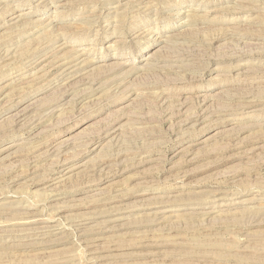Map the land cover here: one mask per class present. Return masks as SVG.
Segmentation results:
<instances>
[{
	"label": "rangeland",
	"instance_id": "rangeland-1",
	"mask_svg": "<svg viewBox=\"0 0 264 264\" xmlns=\"http://www.w3.org/2000/svg\"><path fill=\"white\" fill-rule=\"evenodd\" d=\"M54 262L264 264V0H0V264Z\"/></svg>",
	"mask_w": 264,
	"mask_h": 264
},
{
	"label": "bare ground",
	"instance_id": "bare-ground-1",
	"mask_svg": "<svg viewBox=\"0 0 264 264\" xmlns=\"http://www.w3.org/2000/svg\"><path fill=\"white\" fill-rule=\"evenodd\" d=\"M25 14V13H24ZM179 15V14H178ZM18 17V16H17ZM186 18V17H185ZM12 21L13 20H17V18H12L11 19ZM19 23V22H18ZM13 24V23H12ZM8 27V26H7ZM59 54V53H58ZM60 55V54H59ZM153 56V55H152ZM57 58V57H56ZM67 60V59H66ZM53 61V60H52ZM45 62V61H44ZM52 63V62H51ZM80 63V62H79ZM46 64V63H45ZM49 64V63H48ZM144 64V63H143ZM147 64V63H146ZM149 65V64H148ZM75 67V66H74ZM144 67V66H143ZM146 67V66H145ZM59 68V67H58ZM61 68H62V66H61ZM80 68V67H79ZM83 68V67H82ZM148 68V67H147ZM71 69H73V66L72 67H70L69 68V70H71ZM57 71V70H56ZM63 71V70H62ZM65 71V70H64ZM65 73V72H64ZM67 73V72H66ZM65 73V74H66ZM75 73H77V72H75ZM58 74V73H57ZM61 74V73H60ZM73 74V73H72ZM71 74V75H72ZM68 75V74H67ZM75 75V74H74ZM60 76V75H59ZM62 76V75H61ZM73 76V75H72ZM65 78V77H64ZM63 78V79H64ZM73 78V77H72ZM77 78V77H76ZM69 81V80H68ZM70 85H71V83H70ZM69 85V86H70ZM74 85V84H73ZM114 85V84H113ZM72 86V85H71ZM70 88V87H69ZM26 142V141H25ZM123 154V153H122ZM67 170V169H66ZM66 170H65V172H66ZM71 170V169H70ZM73 170V169H72ZM64 172H62V174H63ZM70 172H67V173H65L64 174V176H67L68 174H69ZM73 173V172H72ZM72 176V175H71ZM59 178H61V177H59ZM63 178V177H62ZM68 178V177H67ZM57 180V179H56ZM62 180V179H61ZM60 180H58L57 182H59ZM63 181V180H62ZM56 182V183H57ZM53 183H54V181H53ZM62 183V182H61ZM60 184V183H59ZM121 187V186H120ZM124 189H125V187H123ZM115 190V189H114ZM113 189H112V191H114ZM127 190V189H126ZM130 190V189H129ZM117 191V192H116ZM114 193H112V194H114V196L113 197H115L116 198V196H118V193H120V192H122V191H124V190H122V189H120L119 188V190L117 189ZM111 192V191H110ZM123 193V192H122ZM111 194V193H110ZM121 194V193H120ZM125 194H126V191H125ZM128 194V193H127ZM124 195V194H123ZM108 196V195H107ZM111 196V195H110ZM127 196V195H126ZM123 198V197H122ZM124 198H125V196H124ZM123 198V199H124ZM112 200V199H111ZM119 200H120V198H119ZM260 213V212H259ZM115 218V217H114ZM109 220V219H108ZM119 218H118V220H112L111 222H109V224H108V226L106 227V230H113V229H115L116 228V226H117V223L119 222ZM121 223V222H120ZM103 225V224H102ZM118 225H120V224H118ZM81 228H84L83 227V224H81V225H79ZM98 226V225H97ZM118 227V226H117ZM120 227V226H119ZM118 227V228H119ZM77 228H79V227H77ZM89 228H91V227H89ZM85 229V228H84ZM92 229V228H91ZM90 229V230H91ZM96 229V228H95ZM102 229V228H101ZM78 230V229H77ZM86 230V229H85ZM88 230V229H87ZM70 231V230H69ZM76 231V230H75ZM88 232V231H87ZM87 232H84V230H82V240H83V242L84 243H86V244H88V246L89 247H97L98 246V244H99V242H101L103 239L102 238H100V237H98V235L99 234H96L97 232H90L91 233V236H93L92 238H90V234L89 233H87ZM73 233V232H72ZM101 234V233H100ZM80 236V235H79ZM80 237V238H81ZM104 237V236H103ZM110 237V236H109ZM106 239H107V237H106ZM105 239V240H106ZM109 240V239H108ZM107 241V240H106ZM78 242V241H77ZM2 243V242H1ZM6 244V243H5ZM98 248V247H97ZM6 249V248H5ZM3 250V249H2ZM95 250V249H94ZM88 255V254H87ZM80 257V256H79ZM80 262V261H79ZM55 264H56V262H54ZM96 264V263H95Z\"/></svg>",
	"mask_w": 264,
	"mask_h": 264
}]
</instances>
